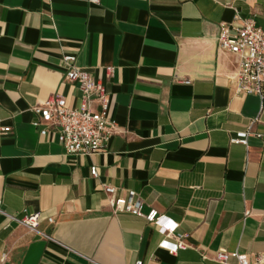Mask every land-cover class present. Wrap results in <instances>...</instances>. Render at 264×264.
<instances>
[{
  "label": "crops",
  "instance_id": "1",
  "mask_svg": "<svg viewBox=\"0 0 264 264\" xmlns=\"http://www.w3.org/2000/svg\"><path fill=\"white\" fill-rule=\"evenodd\" d=\"M250 17L264 28V0H0V208L39 213L52 237L0 212V264H222L219 249L264 264V98L236 92L239 57L218 45L220 23ZM68 53L105 84L118 127L89 155L33 125L55 93L80 107ZM104 184L179 222L186 247L114 214Z\"/></svg>",
  "mask_w": 264,
  "mask_h": 264
},
{
  "label": "built area",
  "instance_id": "2",
  "mask_svg": "<svg viewBox=\"0 0 264 264\" xmlns=\"http://www.w3.org/2000/svg\"><path fill=\"white\" fill-rule=\"evenodd\" d=\"M90 1L99 2V0ZM218 45L221 50L239 57V66L233 77L236 92L255 93L264 98V28L252 17L244 19L241 25L222 22ZM63 60L67 65L66 80L76 83L81 91L80 107L69 106L65 95L55 93L38 101L34 109L39 117L33 121V125L40 129L42 135H48L51 129H56L58 140L67 154L89 155L103 151L118 128L115 119L111 116L110 97L106 86L91 72L77 65L76 55L64 54ZM113 71L114 68L109 67L110 77ZM184 82L188 83L189 80L185 79ZM10 130L11 127L1 125L0 120V131L7 133ZM249 133V130L238 133L231 137V142L247 144ZM91 174L93 177H98L96 165L91 167ZM104 191L114 214L127 212L152 223L163 235L160 247L173 252L186 247L188 234L178 232L179 222L156 208L145 212L144 201L134 189H128L126 194L121 196L118 187L104 184ZM0 212L30 231L52 239L38 229L41 219L39 213H26L22 217H17L5 213L1 208ZM49 220L53 219L49 218ZM215 259L222 264H252L249 255L226 249H219ZM263 260L264 252L255 255L257 263ZM135 264H143V261L137 260Z\"/></svg>",
  "mask_w": 264,
  "mask_h": 264
}]
</instances>
